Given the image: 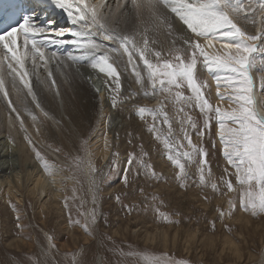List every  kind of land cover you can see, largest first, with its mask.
<instances>
[{
    "label": "snow or ice",
    "instance_id": "obj_1",
    "mask_svg": "<svg viewBox=\"0 0 264 264\" xmlns=\"http://www.w3.org/2000/svg\"><path fill=\"white\" fill-rule=\"evenodd\" d=\"M161 35L167 38L164 42ZM257 67L264 73V0L0 2V105L8 127L23 133L32 159L29 183L42 202L63 193L58 198L68 223L93 239L103 216L98 211L102 185L114 177L119 181L116 189L123 188L113 189L109 199L114 198L126 218L151 213L153 222L179 228L181 213L161 211V196L145 192V186L169 179L156 170L155 152L170 164L172 181L180 189H199L212 206L204 231L214 237L226 233L224 248L239 252L244 238L236 233L242 232L244 218L264 217V74L257 83ZM73 73L88 83L103 74V85H92L98 115L95 123L74 129L75 139L69 134L68 144H55L50 142L52 129L63 132V121L72 120L67 115L58 119L45 103L49 94L60 96L57 74L66 78ZM125 82H130L127 88ZM141 98L156 105L141 106ZM105 101L117 111L131 105L129 118L135 115L143 122L140 131L127 133L133 150L126 158L119 151V133L109 135L113 118L105 112ZM143 132L149 134L150 150L134 143L143 140ZM8 142L14 143L11 135ZM97 151L105 154L101 166ZM217 152L224 161L216 164L219 175L213 170ZM16 181L24 183L21 173ZM137 195L139 203H126ZM217 197L226 198V205H213ZM85 203L91 208L85 210ZM103 218L105 227H112ZM16 219L18 235L33 240L31 234L24 235L21 217ZM199 235L192 233L185 242ZM102 238L112 244L108 252L131 264H192L131 245L125 251L107 233ZM55 239L44 233L41 255L58 251ZM84 255L72 253L70 264H88ZM259 256L257 264H264V248ZM35 264L42 261L38 258Z\"/></svg>",
    "mask_w": 264,
    "mask_h": 264
},
{
    "label": "rangeland",
    "instance_id": "obj_2",
    "mask_svg": "<svg viewBox=\"0 0 264 264\" xmlns=\"http://www.w3.org/2000/svg\"><path fill=\"white\" fill-rule=\"evenodd\" d=\"M256 58L259 61L261 55H256ZM253 73L258 75V82L259 77L264 74L261 73L259 67H257ZM93 81L92 85L101 87L102 83L99 79L94 78ZM129 83L130 82H125L124 87L127 88ZM63 99L67 100L68 104H70L71 98ZM151 101L153 100L141 98L139 103L141 106L147 105L153 107L150 106ZM84 105L85 102L83 103V106ZM226 106L227 105H225V107ZM97 110L98 109H94L92 111L91 120L85 122L88 124L95 123L98 115ZM130 110L131 105H128L124 107L123 111H117L111 108L107 113L113 119H119L120 123L116 132L119 133V140L117 143L119 144V151L122 158H126L127 152L133 150L127 143V133L131 132L135 134L140 131L143 125V122L135 115L129 118ZM84 120H88V118ZM149 122H151L150 117ZM141 135L143 136V140L134 141V143L139 144L142 142L146 149L150 150L151 141L149 134L143 132ZM68 136L69 135L64 132H60L53 128L52 140L50 142L55 144L63 143L66 145L69 142L67 139ZM72 139H75V137H72ZM24 152L25 156L31 158L29 150L25 148ZM102 155L103 153L101 151L96 152L97 166L104 164ZM2 159L7 161L11 160L9 156ZM152 162L156 170L162 171L169 179L167 183L155 184L153 187L145 186V192L147 194L157 193L161 196L164 200L161 211L167 213L179 211L181 213L180 219L182 222L179 228L153 222L151 213H149L147 217L133 214L126 218L125 214L119 210V205L115 203L114 198L109 199V193H113L114 197L115 193L113 189H116V185L119 183L118 179L114 177L111 182H106L102 185L101 207L98 211L103 213V216L99 219V227L95 233V239H93L87 236L81 228L73 227L68 223L67 214L62 208V201L58 198L62 196L63 193H57L56 196L53 194L52 200H47V197H45V202H42L39 196L31 194L28 191L30 190V177L23 176L24 183L17 188L15 196L11 194L6 187L0 186V264H35L38 258L42 261V264H70V260L72 259L71 254L76 253L77 257H79L82 252L85 253L83 259L86 260L88 264H116L118 260L121 261V264H131L130 259L121 258L107 251L108 248L112 247V244L102 238L104 233L112 236L116 244L123 247L125 251H128V245H131L134 249L147 250L149 253H154L158 256L167 253L168 256L172 258L187 259L190 260L192 264H254V262L249 260V257H258L260 243L264 234V217L244 218L246 223L243 225L242 232L236 233L238 237L242 235L244 238L240 241L239 253L236 254L227 249L222 250L223 239L226 233L222 231L217 232L214 237L211 233L204 231L206 223L205 217L211 218L212 206L207 204L200 197L199 189L192 187L186 192L180 189L179 186L172 181L173 171L170 164L166 159H161L155 152L152 153ZM217 163H224L219 152H217L216 156L213 158V170L219 175V171L216 169ZM28 170H30V168H28ZM141 183H143V181H141ZM84 184L86 187V180ZM67 187L68 195L71 196V188L73 187L72 181L68 182ZM122 188L123 186L121 185L120 189L116 190L119 191L122 190ZM141 199L142 198L137 195L131 200H127L126 203H131L132 200L139 203ZM9 201L12 203L10 204ZM12 204L16 205V211L13 210ZM215 204L226 205V198L217 197L213 200V205ZM84 208L85 210L90 209L91 204L85 203ZM17 215L21 217L19 223L25 225L24 235L31 234L33 240H25L23 236L18 235L19 230L16 228L18 222L16 219ZM75 215L76 211L74 209L73 216ZM104 216L108 217L112 227H105ZM117 217H119V221H117ZM197 221H199V224H197ZM234 222L235 221H229V223ZM220 227L221 226L217 224V228L219 229ZM137 228L141 230L136 232L135 230ZM160 230L168 233L166 248L162 243L160 244L161 241L159 239L148 241L145 238L146 233L153 235L156 231L161 232ZM195 231L200 232L201 237L199 236L195 241L191 240L189 243H185V241L188 240V235L195 233ZM44 233L52 234L56 238L55 242L58 249V251L54 250L46 256L41 255L40 248V244L44 243ZM155 235L158 236V233ZM204 238L205 241L207 240L206 242L203 241ZM37 240L39 243L36 242ZM201 241H203V243H200ZM210 241L213 242L210 243Z\"/></svg>",
    "mask_w": 264,
    "mask_h": 264
},
{
    "label": "bare ground",
    "instance_id": "obj_3",
    "mask_svg": "<svg viewBox=\"0 0 264 264\" xmlns=\"http://www.w3.org/2000/svg\"><path fill=\"white\" fill-rule=\"evenodd\" d=\"M120 26L123 27L124 26L123 23H121ZM129 27H131V25H129ZM166 39L167 38L164 35H161L159 37V40H161V41H165ZM256 55H261V54L257 53ZM81 71L85 72V74L87 75L90 72V69H81ZM253 75L256 79V82L258 83V75L255 73H253ZM94 78L92 79V81L94 80ZM99 80L101 81V83H102L101 86H102L103 85V74H100ZM92 81H91V83L85 82V81L81 80L79 77L75 76L74 73L69 75L66 78L59 76V74H57V76H56L57 88L60 92V96L53 99V96L51 94H49L47 101L45 103V107L48 110L53 111L58 119L62 115H67V116L71 117L72 123H69L67 120L63 121V123H64V131L63 132L67 135L71 134L72 137H75L74 129L86 128L88 126V123L85 121L91 120L92 111L94 109L99 108L97 96H96V94L92 88V84H93ZM132 87L135 88V85H132ZM214 87H215V85H214ZM63 98H71L70 104H68L67 100H65ZM10 99H14V97H10ZM84 102H85V105L83 106ZM155 105H156V101L155 100L151 101L150 106H155ZM33 107H34V105H33ZM104 108H105L106 113H108L111 110V106H110L108 101H105ZM86 118H88V120H84ZM119 123H120L119 119H117V118L112 120V127L113 128L109 132L110 136H112V134L116 132L117 127L119 126ZM9 135H11V137L13 138L14 143L8 142L9 141ZM22 137H23V133L18 132L16 129H10L8 127L7 120H6V114L4 113L3 106L0 105V174H1L0 175V177H1L0 186L6 187L8 189V191L11 194H13L14 196H15V193L17 192V188L21 185L16 181V173H21L22 178H23V176L30 177L29 174L33 172V168L31 167L32 159L24 155V153H25L24 149L26 148V145H25V142L23 141ZM7 156H9L11 158L10 161L2 159V158H6ZM102 156H103V162L105 163L106 162L104 159L105 154L103 153ZM28 168H30V170H28ZM58 187H59V185H58ZM28 191L31 194H35V188L33 187V184H30V190H28ZM56 195H57V193H54V196H56ZM188 232H190V231H188ZM134 233H135V231H134ZM156 233H158V236L155 235ZM156 233L153 235L146 233L145 238L148 241L149 240L155 241V240L159 239L161 241L160 244L162 243V245L166 248L167 243H168V233L163 231V230L161 232L156 231ZM179 234H181V233H179ZM189 235H188V237H189ZM199 236L201 237V235H199ZM179 237H181V236H179ZM174 238H175V236H174ZM174 238H173V240H174ZM193 240L195 241V239H193ZM199 240H198V242H199ZM203 241L206 242L207 240L205 241V238H204ZM203 241H201L200 243H203ZM213 241H210V243ZM222 246H223L222 250H226L224 248V244ZM262 248H264V234H263V237H262V240L260 243V249L258 248L259 253H260ZM227 250L237 254V252L235 250H232L231 247H229ZM259 259H260L259 254H258L257 258H253L251 256L249 257V260H251V262H254V264H257Z\"/></svg>",
    "mask_w": 264,
    "mask_h": 264
}]
</instances>
